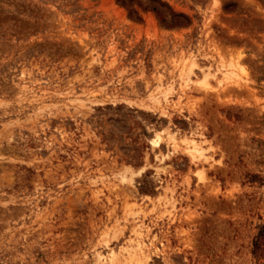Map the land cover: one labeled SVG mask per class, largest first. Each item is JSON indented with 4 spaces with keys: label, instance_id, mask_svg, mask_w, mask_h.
Instances as JSON below:
<instances>
[{
    "label": "rangeland",
    "instance_id": "rangeland-1",
    "mask_svg": "<svg viewBox=\"0 0 264 264\" xmlns=\"http://www.w3.org/2000/svg\"><path fill=\"white\" fill-rule=\"evenodd\" d=\"M0 264H264V0H0Z\"/></svg>",
    "mask_w": 264,
    "mask_h": 264
},
{
    "label": "bare ground",
    "instance_id": "bare-ground-1",
    "mask_svg": "<svg viewBox=\"0 0 264 264\" xmlns=\"http://www.w3.org/2000/svg\"><path fill=\"white\" fill-rule=\"evenodd\" d=\"M237 66H239V65H237ZM240 67H242V66H240ZM241 72V74H239ZM243 74V68H237V67H234L233 66V68H231L230 70H225L224 71V73H223V78H222V80L221 81H219L218 83H221L222 82V84H223V82H227L226 83V85L228 84H237L238 83V81L240 80H242V82H243V77L241 76ZM242 77V78H241ZM187 80H189L190 81V79H189V75L187 74ZM188 82V81H187ZM191 82V81H190ZM224 83V84H225ZM200 84V86L204 89V90H206V91H213V90H217L216 88H214V87H211V86H209L205 81H203L202 83H199ZM223 84V85H224ZM239 85V84H238ZM240 86V85H239ZM218 87V86H217ZM227 87V86H226ZM221 87H219V89H220ZM217 92V91H216ZM157 133V132H156ZM156 136H157V134L155 135H153V137L151 138V140H152V142L153 141H155V139H156ZM158 139V138H157ZM168 139H169V142L170 141H172V142H174L175 141V139H174V137L173 136H168ZM158 141V140H157ZM156 143V142H155ZM175 143V142H174ZM174 143L172 144L173 146H174ZM186 145H188L187 146V148L185 149L187 152H188V155L191 157V159L194 161V163H196L197 161H203V162H207L208 161V159H209V157L207 158L206 156H204V151H203V149L201 148V146H199L196 142H194V140L192 139L191 141H189V142H187V143H185ZM174 148H176V146L174 147ZM198 168V169H197ZM196 168V171H195V174L197 175V177L199 178V181L200 180H202L203 179V176H202V169H203V167H202V164L199 166V167H197ZM123 179V178H122ZM124 179H126L125 177H124ZM123 179V180H124ZM127 181V180H126ZM128 247H126V250H127V252H126V250H124L123 249V251H125L124 253H128V249H127ZM122 251V252H123ZM121 252V251H120ZM135 252H136V249H135ZM134 252V253H135ZM142 252V251H141ZM112 253V252H111ZM130 253V252H129ZM128 253V255H130L131 256V258H132V254H133V251L129 254ZM119 254V253H118ZM118 254H114V258L116 257V256H118ZM138 254V253H137ZM133 255H135V254H133ZM130 256H127L125 259L127 260V259H130L129 257ZM116 259V258H115ZM114 259V260H115ZM137 259V258H136ZM112 260V259H111ZM117 260V259H116ZM142 260V259H141ZM129 260H127V262H128ZM130 261H131V259H130ZM130 263V262H129Z\"/></svg>",
    "mask_w": 264,
    "mask_h": 264
}]
</instances>
